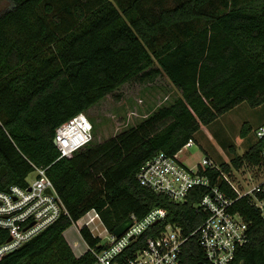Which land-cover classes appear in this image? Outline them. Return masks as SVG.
Returning a JSON list of instances; mask_svg holds the SVG:
<instances>
[{
    "label": "trees",
    "instance_id": "trees-1",
    "mask_svg": "<svg viewBox=\"0 0 264 264\" xmlns=\"http://www.w3.org/2000/svg\"><path fill=\"white\" fill-rule=\"evenodd\" d=\"M9 1L0 12V190L26 187L30 173L45 168L67 213L0 264H92L93 253L77 255L65 232L93 209L110 231L155 207L168 210L166 222L179 223L186 233L195 230L205 217L195 203L206 189L197 187L176 202L141 185L137 173L158 151L173 155L195 142L202 126L241 102L264 103V0ZM160 76L181 91L174 102L61 157L54 139L60 125L127 82ZM249 129L245 125L242 136ZM245 162H263L258 140L206 173L215 183L220 170ZM235 206L249 223L238 259L264 264V218L248 197ZM81 233L100 248L88 227ZM8 237L0 227V244ZM204 259L198 236L190 237L184 262Z\"/></svg>",
    "mask_w": 264,
    "mask_h": 264
},
{
    "label": "built area",
    "instance_id": "built-area-1",
    "mask_svg": "<svg viewBox=\"0 0 264 264\" xmlns=\"http://www.w3.org/2000/svg\"><path fill=\"white\" fill-rule=\"evenodd\" d=\"M93 123L86 112H79L56 130L55 143L61 157L72 155L88 145L93 139ZM261 157L264 162V122L256 128ZM194 144L190 139L187 146ZM219 168L209 158L203 159L195 169L184 163L177 154L158 151L140 167L137 178L141 185L167 195L171 200L184 202L193 189L207 191L195 203L198 212L205 217L191 233H186L177 222L167 221L168 210L163 207L151 209L139 218L132 215V225L121 236H116L105 225L96 232V221L104 224L96 209L82 216L75 226L82 236V228L88 227L100 238L99 247L88 246L95 256L92 264H186L184 247L190 237L197 235L203 250L204 264H242L238 253L249 241V223L239 210L237 200L248 197L264 218V177L259 182L238 183L230 172L220 170L215 183L206 173L208 168ZM260 173H264V167ZM28 186H11L0 190V227L9 231L8 239L0 244V260L55 223L67 213L63 200L45 168H36ZM223 178L222 185H218ZM228 186L231 189L222 188ZM163 226L155 227L158 222ZM107 232L109 234H107ZM148 234L146 237L145 234ZM108 241L103 236L109 235Z\"/></svg>",
    "mask_w": 264,
    "mask_h": 264
},
{
    "label": "rangeland",
    "instance_id": "rangeland-1",
    "mask_svg": "<svg viewBox=\"0 0 264 264\" xmlns=\"http://www.w3.org/2000/svg\"><path fill=\"white\" fill-rule=\"evenodd\" d=\"M9 6V0H0V12ZM180 95L181 91L166 76H160L149 83L127 82L86 111L94 124V139L89 144H97L119 134L159 107L174 102ZM263 122L264 103L251 106L247 101H243L202 126L195 133L194 144L185 145L178 152V156L192 169L205 158H209L216 165L230 162L235 156L244 154L256 144V128ZM245 125L250 129L242 136ZM262 167L263 162L260 165L245 162L241 168H233L231 176L241 184L247 181L256 183L264 177V173H260ZM34 177L35 173L32 172L27 179L31 181ZM94 225L98 226L97 233L107 227L105 222L102 224L99 221ZM65 237L77 255L88 250L75 224L66 230ZM111 237L110 233V236H103L102 240L105 242Z\"/></svg>",
    "mask_w": 264,
    "mask_h": 264
},
{
    "label": "water",
    "instance_id": "water-1",
    "mask_svg": "<svg viewBox=\"0 0 264 264\" xmlns=\"http://www.w3.org/2000/svg\"><path fill=\"white\" fill-rule=\"evenodd\" d=\"M223 178H220L218 185H222ZM132 225L131 218H127L121 224H119L114 230V234L116 236H121L125 233V231ZM198 264H204L203 261H200Z\"/></svg>",
    "mask_w": 264,
    "mask_h": 264
},
{
    "label": "crops",
    "instance_id": "crops-1",
    "mask_svg": "<svg viewBox=\"0 0 264 264\" xmlns=\"http://www.w3.org/2000/svg\"><path fill=\"white\" fill-rule=\"evenodd\" d=\"M196 139V138H195ZM177 155H178V153H177ZM183 161V160H182ZM184 162V161H183ZM185 163V162H184Z\"/></svg>",
    "mask_w": 264,
    "mask_h": 264
}]
</instances>
